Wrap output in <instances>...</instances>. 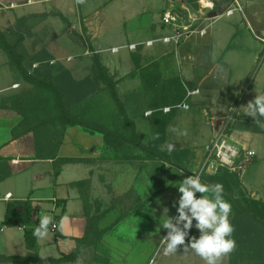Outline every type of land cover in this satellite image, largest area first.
<instances>
[{"label": "rangeland", "instance_id": "1", "mask_svg": "<svg viewBox=\"0 0 264 264\" xmlns=\"http://www.w3.org/2000/svg\"><path fill=\"white\" fill-rule=\"evenodd\" d=\"M97 1L98 6L90 7L87 0L86 6L79 1L76 15L82 19V28L78 30L58 12L30 16L21 22L0 11V32L16 46L29 74L60 93L57 97L52 87L28 81L0 40V107L14 97L36 102L35 107L23 110L24 116L17 112L19 121L13 136H33L37 156L45 151L54 154L71 128L62 119L59 100L71 118L91 127L89 131L107 132L101 157L89 161L91 170L78 187L89 221L87 240L97 263L129 260L141 249L150 255L148 264H206L183 246L177 253L165 255L162 240L167 230L159 225L164 212L178 215L173 206L181 195L176 185L186 176L198 174L204 183L222 184L224 198L232 205L229 218L236 248L218 264H264V203L253 201L242 185L256 179L264 168V158L257 155L242 182L228 170L216 175L202 173L201 152L213 133L203 114L209 109L203 96L210 92L188 96L195 85L189 74L196 80L203 78L201 57L184 59L195 37L182 50L174 41H163L178 30L184 43L186 34L201 26L208 16L202 1L135 0L128 7L118 1ZM208 1L219 14L233 10L228 6L234 0ZM259 1L244 11L264 14V2ZM165 15L173 17L179 28L165 26ZM90 18L91 24L84 21ZM243 25L248 28L244 19ZM243 32L240 45L244 49L249 50L251 44L264 45L248 30ZM150 40L154 44L146 45ZM134 44L135 49L130 47ZM95 56L106 67L109 81L96 70ZM238 56L236 69L228 70L232 75L251 64L250 50H242ZM263 70L262 61L254 67L251 81ZM116 97L129 122L122 116ZM173 143L178 146L167 147ZM259 186L264 187L262 180ZM199 235L195 227L190 230V236ZM7 251L18 254L17 249Z\"/></svg>", "mask_w": 264, "mask_h": 264}, {"label": "crops", "instance_id": "2", "mask_svg": "<svg viewBox=\"0 0 264 264\" xmlns=\"http://www.w3.org/2000/svg\"><path fill=\"white\" fill-rule=\"evenodd\" d=\"M79 1L0 0V11L1 13L3 11L7 17L11 15L18 20L34 15L58 12L63 14L78 30V27L82 28V19L76 15ZM112 1L113 3L121 2L128 7L135 0ZM257 1L260 3L259 0H234L228 6L233 9L232 14L217 12L216 18L205 17L201 26L188 33L189 35L185 36V42H180L178 48L182 50L188 41L190 42L195 37L190 43L192 44L190 51L186 50L187 55L184 56V59L196 61V57H201V61H199L204 74L202 80H196L189 74L188 79L195 83L193 90L198 91L196 95L202 96L205 91L210 92L203 98L209 101L208 110L213 113L212 116H218L221 121L234 116L235 128L231 131L232 139L240 146L256 151L258 158L260 156L263 159L264 127L260 126L256 118L246 115L244 112L248 101L254 100L258 94L264 95V70L259 78L251 81L254 67L262 61L264 62V45L251 44L249 49L251 64L247 70H242L235 75L228 72L229 69H236L238 66L240 51L249 52L248 49L246 50L240 45L243 31L248 30L254 35L256 41H261L264 44V25L260 22L264 14L252 13L249 15L244 11V9L250 10L252 6L254 8ZM82 3L86 4V0H82ZM94 4L98 6L100 3L97 0H87L88 7ZM223 18L226 20L222 21ZM243 19L248 27L246 29ZM84 21H89L90 24L92 22L91 18L84 19ZM203 29L206 30V33H201ZM233 110H235L234 115ZM18 121L19 117L15 110L0 107V257L28 256L32 253H37L40 257L45 253H50L47 258H59L73 252L78 247L77 240L83 239L88 233L89 221L84 201L80 197L79 188L72 187L71 184L83 180L86 173L91 170L89 168L91 160H98L101 157L104 136L100 133L92 134L80 126L71 127L66 130L63 142L58 146L56 159H40L37 156L33 136H13ZM260 122L264 123V118ZM219 125L222 124L219 123ZM203 157L204 149L201 152L202 161ZM60 159H76L77 161L56 165L55 162ZM257 159L255 158L254 161ZM56 166L58 175H55ZM245 173L240 176L241 182ZM261 173L262 175H259ZM259 174L249 184L242 182V185L254 200L264 203V187L259 186V180L264 182V168ZM8 193H12V198L5 200ZM13 204H17L18 214L32 211V221L28 227H10L4 224L7 208ZM45 215L52 217L53 221L58 224L63 217L68 219L63 221L62 228L58 227L57 231L50 229L46 238H37V248L31 251L26 245V230L35 228ZM185 243H188V238ZM12 248L17 249L18 254L7 253V249ZM138 251L129 260H113L110 264H148L150 255L147 252H142L141 249ZM2 258H0L2 261L0 264L11 263ZM75 264L104 263H97L94 260L92 248L87 247L79 254Z\"/></svg>", "mask_w": 264, "mask_h": 264}, {"label": "clouds", "instance_id": "3", "mask_svg": "<svg viewBox=\"0 0 264 264\" xmlns=\"http://www.w3.org/2000/svg\"><path fill=\"white\" fill-rule=\"evenodd\" d=\"M183 107L187 109L188 106L185 104ZM245 108L244 114L256 118L260 126L264 127V123L260 122L264 118V95L258 94L254 100L248 101ZM176 187L181 194L173 204L178 215L169 216L167 211L159 221L160 228L167 230L162 240L164 254H175L183 246L184 250H193L206 264H218L222 257L236 248L233 237L235 229L229 218L232 205L224 198L223 185L204 183L200 175L193 174L180 180ZM197 193L202 195L198 197ZM67 219L63 217L56 227L62 228L63 221ZM52 223L53 218L45 215L39 220L33 234L40 239L46 238ZM193 227L199 230L198 238L190 236ZM186 238H189L188 243H185ZM48 256L50 253L40 257L46 259Z\"/></svg>", "mask_w": 264, "mask_h": 264}, {"label": "trees", "instance_id": "4", "mask_svg": "<svg viewBox=\"0 0 264 264\" xmlns=\"http://www.w3.org/2000/svg\"><path fill=\"white\" fill-rule=\"evenodd\" d=\"M28 18H23L19 21H24L27 20ZM0 40H1V45L4 48V50L11 56L12 60L14 61V66L23 74V76L30 82L32 83H37L40 84L42 86H48V87H52V89L54 90V92L57 94V97L60 96L59 91L53 87L52 85H48L46 84V82L44 80L38 79L36 77H34L33 75L29 74L28 70L26 69V67L23 65L22 60L20 58V55L17 53V48L15 45H10L4 35L0 32ZM95 68L97 71H99L100 73L103 74V76L105 77L106 80L109 81V77L107 75V69L106 67L102 64V62L99 60V58L97 56H95ZM20 98L18 97H14V98H7L3 104L2 107L7 108V109H11V110H15L16 112L20 113L21 115L24 116L25 113H23V110H27L29 108L35 107L36 102H28V98H26L25 100H19ZM16 100H19L18 102ZM116 100L118 102V105L120 107V112L122 114V116L124 117V119L126 121H130V119L127 116V113L122 105V103L119 101L118 97H116ZM23 101V102H21ZM60 102V112H61V116L62 119L64 120V122L66 123V125H68L69 127H76V126H80L83 127L84 129L88 130L91 127L82 121H77L73 118H71L68 115V112L65 109V106L63 105V103L61 102V100H59ZM23 108V109H21ZM25 118H28V116H25ZM235 128V125L231 126V129ZM89 131V130H88ZM90 133H100L102 134L104 137H106L107 132L104 130H98L96 129L95 131H89ZM63 139V137H62ZM138 146H140L142 149H145V147L142 144H137ZM58 148L56 149V152L54 154H50L48 151H45L43 154H41L40 159H56V153H57ZM162 160L167 161L165 158H162ZM76 159H60L57 160L55 162L56 165H61L64 163H72V162H76ZM85 161V160H82ZM58 168L56 166L55 169V175H58ZM79 182L77 183H73L71 184L72 187H79ZM86 199V198H85ZM256 201V200H253ZM27 203V202H26ZM17 204H13V205H9L6 211V215H5V221L4 224L7 226H29L31 224V218H32V211H28L24 214H18L17 211ZM255 216V215H253ZM255 218L259 219H263V217L261 216H255ZM51 225V224H50ZM49 225V230L51 229ZM36 228V227H35ZM35 228H27L26 233H25V239H26V245L28 247L29 250H35L37 248V237L33 234L35 231ZM78 242V247L71 253L69 254H64L59 258H46V259H41V257L38 256L37 253H32L29 254L28 256H10V257H4L2 258L4 261H10V262H16V263H36V264H63L66 262H72V263H76L79 254L87 247L90 246V244L88 243L87 240V235L86 237H84L83 239L77 240Z\"/></svg>", "mask_w": 264, "mask_h": 264}, {"label": "built area", "instance_id": "5", "mask_svg": "<svg viewBox=\"0 0 264 264\" xmlns=\"http://www.w3.org/2000/svg\"><path fill=\"white\" fill-rule=\"evenodd\" d=\"M232 13L233 10L228 11V14ZM163 24L165 26L176 27V29L179 28V25L176 24L175 19L173 17H168V15H165L163 17ZM201 33H206V30L203 29ZM182 37L183 34L179 33V31L177 30L174 31V34L172 36L163 38V41L167 43L174 41V43L178 45ZM153 44L154 41H149L146 43V45ZM130 47L135 49L137 47V44L131 45ZM113 51L117 52L119 51V49H115ZM197 93L198 91H192L188 96L190 97L196 95ZM234 113L235 110H233V115ZM203 114L205 118H208V124L212 126L213 133L203 148L204 157L202 162V173L216 175L221 170H228L233 174L242 176L246 172L248 165L252 163L253 160L257 157V152L250 148L240 146L232 139L231 126H233L235 122L234 116L221 121L218 116H210V112L208 109H204ZM219 123H221L222 125H219ZM11 198L12 193L6 194L5 200H9ZM56 225H58V223L53 221V223L50 225L52 231H57L58 227H56ZM166 235L167 233L165 234V236Z\"/></svg>", "mask_w": 264, "mask_h": 264}, {"label": "water", "instance_id": "6", "mask_svg": "<svg viewBox=\"0 0 264 264\" xmlns=\"http://www.w3.org/2000/svg\"><path fill=\"white\" fill-rule=\"evenodd\" d=\"M205 13L208 15L209 18H216L218 16V13L216 11H213L212 8L210 7L205 9ZM177 146H178L177 143L167 144V147H171L172 149H174Z\"/></svg>", "mask_w": 264, "mask_h": 264}, {"label": "bare ground", "instance_id": "7", "mask_svg": "<svg viewBox=\"0 0 264 264\" xmlns=\"http://www.w3.org/2000/svg\"><path fill=\"white\" fill-rule=\"evenodd\" d=\"M201 1H202V5H203L205 8H208V7L212 8V7H213V3H212V2H210V1H208V0H201ZM168 17H170V16L168 15Z\"/></svg>", "mask_w": 264, "mask_h": 264}]
</instances>
